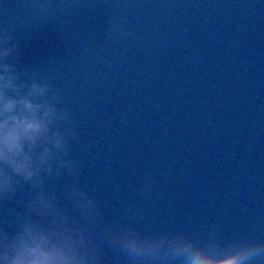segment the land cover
I'll return each mask as SVG.
<instances>
[{"label":"clouds","instance_id":"obj_1","mask_svg":"<svg viewBox=\"0 0 264 264\" xmlns=\"http://www.w3.org/2000/svg\"><path fill=\"white\" fill-rule=\"evenodd\" d=\"M14 36L0 37V191L12 188L17 177L32 178L42 166L49 170L53 163L76 170L69 158L67 136L75 138L69 125L71 113L60 106L62 97L51 83L41 78L21 80L17 65L10 62L18 50ZM31 67L25 68L30 70ZM58 123L68 125L57 127ZM42 149V151H41ZM85 194V193H82ZM236 257L226 264H235ZM12 264H57L54 253L45 251L40 243L23 244Z\"/></svg>","mask_w":264,"mask_h":264}]
</instances>
